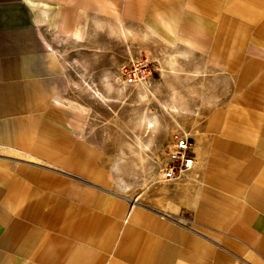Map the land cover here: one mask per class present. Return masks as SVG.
<instances>
[{
  "label": "crops",
  "instance_id": "obj_1",
  "mask_svg": "<svg viewBox=\"0 0 264 264\" xmlns=\"http://www.w3.org/2000/svg\"><path fill=\"white\" fill-rule=\"evenodd\" d=\"M142 56L196 163L138 200L80 76ZM0 264H264V0H0Z\"/></svg>",
  "mask_w": 264,
  "mask_h": 264
},
{
  "label": "rangeland",
  "instance_id": "obj_2",
  "mask_svg": "<svg viewBox=\"0 0 264 264\" xmlns=\"http://www.w3.org/2000/svg\"><path fill=\"white\" fill-rule=\"evenodd\" d=\"M80 78V89L95 96L88 102L90 111L105 135L107 157L126 184L125 192L144 200L146 183L158 179L168 151L166 135L156 129V124L163 122L160 105L144 101L146 95L155 92L149 82L126 85L116 69L106 70L100 78ZM153 78L158 79L156 75Z\"/></svg>",
  "mask_w": 264,
  "mask_h": 264
},
{
  "label": "built area",
  "instance_id": "obj_3",
  "mask_svg": "<svg viewBox=\"0 0 264 264\" xmlns=\"http://www.w3.org/2000/svg\"><path fill=\"white\" fill-rule=\"evenodd\" d=\"M155 65L145 57L132 59L120 67V77L126 84H146L153 75ZM194 140L187 134L175 133L168 147L162 169V178L172 180L189 172L196 163L192 149Z\"/></svg>",
  "mask_w": 264,
  "mask_h": 264
}]
</instances>
